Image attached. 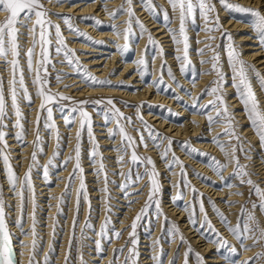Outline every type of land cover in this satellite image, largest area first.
Here are the masks:
<instances>
[{"label": "snow or ice", "instance_id": "6c2138e0", "mask_svg": "<svg viewBox=\"0 0 264 264\" xmlns=\"http://www.w3.org/2000/svg\"><path fill=\"white\" fill-rule=\"evenodd\" d=\"M58 2L62 3L63 0H58ZM167 2L171 7L172 13L178 14V28L172 27L174 19L169 15V11L164 9L162 5L159 6L160 12L158 13L157 5L154 4L153 0H140L143 8L151 15L154 17L156 15H162V21L167 27L168 34L170 35L172 42L176 45L177 55L175 58L180 63V70L186 75L191 72L192 82L194 84L199 75H211L215 73L216 79L211 81L201 93V97L208 95L213 96L214 99L209 100L207 104H204L201 102L200 97H193L191 107L194 109L199 108L201 111L211 107V111L215 112V117L211 114V112L206 113L209 128L211 129L213 124L224 123L227 127L222 135L229 137L227 143L222 142L221 136L219 135L213 137L212 141L221 149L226 162H221L210 153L200 152V150L192 147L188 141L179 142L180 146L183 150H186L189 155L199 154L206 157L209 166L212 167L213 170L221 176V178H223V171L226 170L230 164H234V177L240 180L241 185L250 186V197L255 195L258 198V204L249 199V202L252 203L253 209L259 207L262 211H264V188L251 179V174L247 171V166L240 163V158L237 155L238 151L244 152L245 149L241 136L236 131L234 114L229 111V106L225 100L223 92V85L226 83V80L225 73L222 70L221 56L217 51V48L220 46L214 45L208 41H197L198 43H205L206 45L205 48L198 49L199 55L203 56L206 51H211L213 53L208 60L200 61L201 64H210L211 68L198 74L194 65H192V61L189 56L190 37L188 35L187 25L189 23L194 25L196 23L197 16H199L204 21V31L209 33L222 31V38H226L227 40L224 47L227 54V63L232 72V86L236 90L237 98L243 105V110L246 113L249 126L254 129V132L258 136L261 144H264V104H262L257 97L249 73L251 72L255 75L262 89H264V75L259 72L255 65H250L242 59V54L234 46L232 34L222 29L219 13L217 12L216 5L212 3V0H167ZM219 3L227 11L253 15L255 17L252 25L253 30L260 42V45L264 46V12L256 8L233 2V0H219ZM103 9L108 11V14L113 20L118 19L119 15L122 14H126L128 16V19L125 21L127 27L123 30H121V28L115 23L109 25V28L115 32L117 37H122L126 41L123 45H120L117 41H113L121 54H124L129 50L130 45L127 41L129 40L130 35L133 34L134 25L139 27L142 36L147 34L150 46H158L160 48V53H163L164 50L162 46H159L158 41L152 36L149 29L137 16L135 7L133 6V0H124V4L115 10H108L105 0ZM0 11L7 13L5 19L0 21V62L3 63L4 70L9 73L8 79H5L4 75L0 73V160L3 162L9 188L13 195L19 200V216L15 220V224L21 229L22 234H29L24 231V216L26 212V204L30 200L33 207V212L31 214L32 228L30 232L33 237L37 236L36 224L38 221L36 219L35 209L38 205L36 202V191L32 178V172L33 169L37 167V153L44 152V140L39 131L41 116L38 115L36 119L37 138L34 142L35 150L32 153V164L21 178L11 163L10 146L8 144V140L6 139L8 136L6 129L9 127L7 121H13L12 127L17 130L14 133V138L23 146L26 143L27 129L24 125L26 117L21 107V102H26L29 107L34 105L33 93L29 90L28 80L25 76V71L27 70L28 79L31 80V84L35 88L34 95L36 98L41 100L39 112L44 114L43 126L49 131L50 135L54 136L56 140V150L53 153V156L49 159L47 164L39 165V167L43 170V178L48 183H51L50 168L62 167L66 170L67 165L73 163L74 161L73 171L68 178L69 183L66 185L64 194L59 198L60 205L64 204L65 196L71 197L72 189L75 187L77 177H79L80 180L79 188L76 189L77 219L73 221V239H75V231L79 226L78 216L81 199L87 201L89 210L91 211V201L89 199L87 183L84 176V168L81 162L82 141L85 131L87 132L89 143L92 145L89 152V158L93 165H98V168L95 169V175L98 177L103 175L104 178L105 187L100 189V191L108 193L107 201L111 200V195L107 187L110 181L107 176L106 165L103 162L104 157L100 151L99 142L97 141L93 131L92 114L87 110L88 106H93L94 109L97 110V114L103 117L104 126L115 123V129L108 128L109 138L117 136L122 138L121 147L116 149V151H123L124 155L119 156L117 162L123 164L125 155H127L129 150H131V158L129 162L134 167L139 165L144 168L143 173L136 168L135 180L132 179V169H130L127 174L123 171L119 173L120 176L125 177V182L119 184L118 187L124 192L125 199H128L129 207H131L133 203H138V201L129 199L130 196L143 194L140 191L132 193L129 189H131L133 185L143 181L145 177L148 179V184L145 185V187L149 188L148 197L143 208L135 216L130 225L131 231L129 232V243L131 247L128 248V256L125 257L124 264H138L139 252L137 250V227L140 222L146 218L147 223L149 225L152 224V219L149 217L150 209L154 208V214L157 220L163 216L166 223L171 224V227L165 230L168 235L175 236L179 234L181 242L186 243L183 235L180 234L179 227L174 222H170L167 215L162 210L161 200L158 198V193L161 191V184L158 179L159 173L156 168L155 161L151 157L141 156L137 152V148L141 145L147 148V140H151L154 147L160 149V158L164 161L170 172L175 175V168H180V183L173 184V187L180 188L181 191L177 192V194L172 197L173 202L182 200L185 196L183 189H189L193 193L194 197L193 202L184 204L185 210L189 212V222L193 227L198 225L199 229H207L213 234L212 238L215 239L216 243L221 246H229L231 251L235 253V247L229 245L228 241L223 238V236L212 224L204 205L203 193L199 192V190L195 188V186H193L191 181L188 179L187 166H185L184 162L175 154L173 150V139L159 132L153 125H150L146 120H144L143 115L140 112V108L144 106L143 103L134 105L136 108L137 119H139L140 123L143 125V128L136 129L139 133V139L137 140L136 137L132 136L127 131V125H134L132 117L125 116V114L118 107H116V102L113 98L99 97L95 99L76 100L62 92L52 91L51 80L53 77L49 68L56 70V63H66L73 69L74 73L78 77H82V81L85 85L91 87L111 86L112 81L110 79L101 80L97 78L93 75L90 69L80 61L76 51L69 47L67 38L61 29V25L55 23L51 19V15H57L60 19H62L64 24L67 26V29L78 37L84 38L94 45L102 44L104 42L94 40L87 33L75 27L72 23V17L62 15L60 13H50L48 8L45 6L44 0H0ZM83 19H93L95 20L97 26L103 23L95 17H84ZM21 29H24L25 31L22 33ZM21 35H25L30 39L31 47L24 48L22 46L20 42ZM209 39L210 41H214L215 36H211ZM37 48H39V53H37ZM181 52L182 55L180 54ZM37 57H39V59H37ZM54 57H63V59L54 62ZM134 63L140 66L138 67V71L140 72L141 78L145 75L151 74L148 69V61L146 58L142 57L134 61ZM161 69L160 79L152 81V84L155 85L158 90H160V85L165 84L163 78L164 69L167 70L168 75L173 80L176 79L175 75L172 73L171 67L167 65L166 61L161 65ZM67 75L68 73H61L57 71L54 79L57 83H62L63 77ZM177 83L179 82L177 81ZM188 94L191 95L190 92ZM174 98L177 101L182 100V97L179 95H176ZM122 103L126 104L127 102L122 101ZM148 107H159L169 114H175L171 109H167L163 105H148ZM54 108L60 113L65 126H69V131H71V127H75L77 121H79V130L76 133L77 142L74 148V155H69L66 159H62L60 165H57L55 161L61 155V141L63 137L59 131V126L54 119ZM145 133L147 134V140L145 138ZM233 139L236 140V144L231 143ZM165 141L167 142L166 144ZM245 158H247L246 155ZM195 174L205 181L209 180V177L203 176L201 173L197 172ZM112 183H115V181H112ZM228 186L232 187L234 185L229 184ZM25 193H28L29 195L26 197ZM238 194L242 195V193ZM52 198L54 199L55 197ZM225 202L230 205L234 203L231 201ZM197 203L199 213L203 216L202 222L197 219ZM209 203H211L213 210L219 215L221 222L228 227V230L232 232L237 239L241 240L242 245L244 239L247 238V233L258 231L260 233V238L264 239V228L260 227L259 221L257 220L254 212H249L247 208L243 210L242 216L244 219L242 230L240 223L233 227L225 214L210 198ZM106 207L109 215L105 218L99 231L97 232V235L100 237V239L95 241L97 254H102L104 252L102 241H110L113 236L115 238H120L122 236L121 231L115 228L111 220L112 207L110 202L106 204ZM59 214H64L63 207H60ZM6 217L7 213L6 202L4 199V188L3 185L0 184V264H20V261L17 260V255L12 244L14 234L9 230ZM253 223L255 224L254 228L250 226ZM84 227L95 231V228L91 223V216H89V219L85 221ZM109 233H112V236H110ZM202 234L205 233L202 232ZM53 235L55 236V233H53ZM159 243V240L154 242V250ZM21 247H27V245L21 241ZM36 247L37 240L33 239L31 245L32 254L30 257V264H40V262L36 260ZM71 248L72 241L70 240L69 252L65 257V264H70ZM124 250V248L115 250L117 258L119 255L123 254ZM55 251L56 249L53 245L49 253L44 254L43 264H54L52 254L55 253ZM22 254L23 253H21V255ZM189 254L195 255L197 264H203V258L199 253H194L191 246H189L187 252L185 253L184 264H188ZM163 255L164 252L161 248L160 255H153L152 259L156 261V264H163V260L161 259ZM260 255L264 256V253H261ZM178 258L179 254L177 253V256L170 262V264H176ZM80 261L81 264H87V261L84 260L82 254L80 255ZM110 264H116V261L114 260L110 262ZM245 264H247V262H245Z\"/></svg>", "mask_w": 264, "mask_h": 264}, {"label": "rangeland", "instance_id": "374dc122", "mask_svg": "<svg viewBox=\"0 0 264 264\" xmlns=\"http://www.w3.org/2000/svg\"><path fill=\"white\" fill-rule=\"evenodd\" d=\"M82 1H83V3L88 2V4H93V3L97 2L99 5L96 8H100V7H102L105 4V0H63L62 3L58 2V0H44V3H45V6L50 11V13H56L55 12L56 9H57L56 4H61V5L62 4H66V5H68V4L81 3ZM109 1L110 0H106V4ZM153 2H154V4L157 5L158 13L160 12V7L159 6H161V5L163 6L164 9H167L169 11V15L171 17H173V19H174V23L172 24V26L175 24L176 27H174V28H178L179 27L178 14H173L172 13L170 5L167 4L166 6H164V4L162 3L161 0H153ZM233 2L240 3L239 1H234V0H233ZM212 3H214L216 5V9H217V12L219 13V19H220V24L222 25V29L226 30V31H228V32H230L232 34L234 46L242 54V59L245 60L250 65H255V67L259 70V72L262 75H264L263 74L264 73V68L262 66L263 64H261L260 62H256L254 59L251 60V59H248V57H246V54H248L249 51H255V50H262L263 51L264 50V46L260 45V42L257 39V36H256V34H255L254 30H253V27H252V25L254 23V20H255V17L253 15H251V14H242V13L231 12V11H227V10H225L226 11V15L221 16V13H220V11L218 9L220 7L223 8V6L220 5L219 0H212ZM122 4H124V0H122L121 5ZM137 5H140L141 7H143L141 5V3H140V0H133V6L135 8H137L136 7ZM252 8H256V7H252ZM139 9L137 8V10H135L136 14L139 17V19L145 24V26L149 29V27L146 25V22L144 21V17L145 16L139 15V13H138ZM256 9H259V8H256ZM259 10L262 11L261 9H259ZM73 14L74 13H69L68 16L73 18L72 19L73 25L80 29L79 24L77 22L78 18L75 19V16ZM6 16H7V13H4V15L2 16V19H0V21H3ZM53 16H57V15H51V19L55 23H58L56 21L55 17H53ZM91 16L94 17V15H91ZM151 16H153V15H151ZM158 17L162 18V15H156L155 16V18H158ZM226 17L227 18H231L232 21H236L238 23L246 24V26H247L246 30H242V29H239V28L238 29H232V27L225 26L224 22H225ZM119 18H120V15H119ZM119 18L116 19V20H119ZM127 19L128 18H126L125 21ZM125 21H122L120 24L118 23L117 25L119 26L122 23H125ZM175 21H176V23H175ZM58 24L61 25V29H62L65 37H66L67 34H66L65 31H68V29L66 28V25L64 24V22H62V23L60 22ZM126 27H127V24L125 23V28ZM135 28H137V32H135V29L133 28V34L130 35L129 40L127 41V43H129V45H130L128 52L122 54L120 57H117L116 60L117 61L119 60L118 63H116V65H113L114 67L111 68L113 70V73H114L113 74V78L116 79V77L121 72V69L123 68L124 61H127V63H131V62L134 63V61H136V60H138V59H140L142 57L146 58V60L148 61V69H149V72L151 74L150 75H145L143 78H141L140 72H136L137 73L136 75H140V76H134V78L136 80L140 81V82L142 81V85L139 86V87H133V88L130 87L132 85H135L136 83H139V82H134V81L132 82V80L134 79V78H132V80L128 83L129 86H127V88H129V89H131L133 91L134 90L138 91V90L143 89V85L144 84L145 85H150L153 80H159L160 79L161 71H162L161 65L164 64V62L166 61L167 65L171 67L172 73L175 75L176 79L173 80L168 75L167 70L164 69L163 70V78H164L165 84L160 85L159 93L160 94H164V95H169V96L179 95L180 97H182V100L180 101L181 104H180L179 108H174V106L163 105L165 108L171 109L172 112L175 113V114H169L168 112L163 111L159 107L155 108V112L156 113H161L163 116L167 117L169 119V121H171L172 118L180 120L179 121L180 125L187 123L186 119L188 117L192 118L194 116L199 115V116H205L207 118V115H206L207 112H211V114L215 117V112L211 111V107H209L208 109H205L203 111H201L199 108L194 109V108L191 107L193 102L190 100V97H192L193 94L195 93V92L192 91V89H193L192 86L194 84L192 82V73L189 72L186 75L181 70H180V72H182L181 74L177 73L178 72L177 68H180V63L175 58L176 55H177V53H176V45L171 46V48H167V46H164L165 44H161L160 43V41L158 40L157 36L155 34H153L151 32V30L149 29V31L152 34V36L158 41L159 46H162V48L164 50L163 53L161 54L160 53V48L158 46H155V45L150 46L149 45L147 34H144L142 36L141 33H140L139 27L135 26ZM187 28H188V35L190 37L189 56H190V59L192 61V65H194V67L196 69V72L198 74L211 68L210 64H201L200 61L201 60H208L213 55V53L211 51H206L203 56L199 55L198 49L205 48L206 45H205V43H198L197 41H208L210 43H213L214 45H219L220 46L219 48H217V51L220 53V56H221L222 70L225 73V80H226V83L223 85V92H224L225 100H226V102H227V104L229 106V111L234 114L235 123H236V131L241 136V140L243 142V146H244V149H245L244 152H239L238 151L237 155L240 158V163L247 166V171L251 174V179L253 181L257 182L262 188H264V185L261 183V180L259 178L260 175L258 173H256L257 171L253 168L254 167V162H248V160L253 159V155L256 153V151H258L257 145L254 142L250 141L248 134H246L245 133L246 131L244 130V128L250 127L249 126V122L242 124V122H243V120H241L242 116H237L236 115L237 114V110H241V111H243V113H245L244 110H243V105L238 100V102H240L241 107L240 108H234V104H233V101H232V100L238 99V98L236 96V90L232 86L233 85L232 72H231V69H230V67H229V65L227 63V54H226V49L224 47V45L227 43V40H226V38H222V31H216V32H213V33H209V32L204 31L203 30L204 21L199 16H197L196 23L194 25L189 23L187 25ZM24 31H25L24 29H21L22 33ZM82 31H84V30H82ZM111 31L113 33H115L113 30H111ZM85 33H87V32H85ZM88 35L90 36V34H88ZM240 35L246 36L245 38H247L248 40L240 41V38L237 37V36H240ZM75 36H77V35H75ZM211 36H215V40L214 41H210L209 38ZM142 37H145V44H143V45L140 44L141 41H142ZM76 39H79V38L77 37ZM81 39H83V38H81ZM254 40H255L256 43H253ZM29 41L30 40H29V38L27 36H25V35H21L20 36V42H21V44H22V46L24 48L28 47L26 45V43H28ZM97 41H103L104 43L98 44V45H94V44L91 43V45L96 46L97 47L96 49L99 50V51H96V52H90V51H87V50L85 51V50L75 49V48H72V46H70L68 41H67V43H68L69 47H71L72 49H74L76 51V53L77 52H86L87 55H92L93 57H96V58H102L103 57V59H102V61H103L104 59L109 58L112 54H114L118 50L116 44L113 43V44H115V45H113L111 43V41L112 42L113 41H117L118 43L120 42L119 40H114V39H110V38H109L108 41H106L105 39H101V40L98 39ZM125 43H126V41H125ZM125 43H123V44H125ZM111 44L114 46L113 48L111 47ZM123 44H120V45H123ZM246 44L247 45L249 44V45L254 46V47H250L249 49H245L246 48L245 47ZM29 47H31V43H30ZM139 47L141 48V52L137 55L136 54L137 53L136 50ZM181 48H182V45H181ZM254 48H257V49H254ZM100 49H101V51H100ZM104 52H108V53H104ZM37 53H39V48H37ZM180 54L182 55V52ZM263 55H264V52L260 56H263ZM79 57H81V56H79ZM55 58H57V57H54V62L59 61L58 59H55ZM61 58L63 59V57H61ZM37 59H39V57H37ZM79 59L84 65H86V61L90 60L91 57H89V58H79ZM120 59H122V61H120ZM173 62H175V63L172 64ZM22 63H23V60H22ZM58 64H62V63H56V70H53V69L49 68V71L52 73V77H53V79L51 80L52 91H54V87L56 86L55 83H57L55 81V79H54V77L56 75V72L59 71L61 73H69V71L72 69L70 67L71 69H69V71H62V69H59L60 65H58ZM105 64L106 63L103 62L101 66H103ZM65 65L68 66L66 63H65ZM137 67H140V66L137 65L136 67L134 66L133 68L129 69L127 71V73H125L126 76H130V75L132 76L135 73V71L138 70ZM156 68L159 69V72H158L157 75L154 74V69H156ZM89 69L91 71V68H89ZM1 70H4L3 67H0V73H2L4 75L5 79H8L9 75L8 76L5 75V71L2 72ZM65 70H67V69H65ZM176 70H177V72H176ZM93 75L96 76V74H94V73H93ZM249 75H250L251 82H252L253 88H254V90H255V92L257 94L258 99L261 101L262 104H264V101L262 102V100H264V98H262L261 94H260V92H262V95L264 96V89L261 88V85H260L258 79L255 77V75L253 73L250 72ZM25 76H26V79L28 80L29 90H30V92H32V89H30V88H32V84H31V80L28 79L27 70L25 71ZM203 76L204 75H199V77L196 80V82H199L203 78ZM209 76H210L209 78H211V79H209V81L205 84L204 89L210 84L211 81L216 79L215 73H213V74H211ZM184 78H185V80H183ZM65 79H67L66 76L63 77V81ZM124 80H127V77H124V79L120 81L121 85L119 84L118 86L125 87L124 85H126L125 84L126 82ZM177 81L179 83H177ZM188 83H190V84H188ZM181 85H182V87H181ZM122 89H124V88H122ZM154 89L156 90L157 87L155 86ZM204 89H203V91H204ZM203 91H201L199 93V95L197 96V97L201 98V102L202 103H204L203 102L204 99H208V101L214 99L213 96H208V95H205V96L201 97V93ZM189 92L191 93V95L188 94ZM188 96H189V98H187ZM87 99H93V98H88L87 97ZM114 101L116 102V107H118L125 114V116L132 117V119L134 121V125H127V131L132 136L136 137L137 140H138L139 139V133H135V131H136L137 128H142L143 125L140 123L139 119H137L136 108L134 107V105L131 106L130 103H126L125 104V103L120 102L119 98H115ZM208 101H207V103H208ZM207 103H205V104H207ZM25 104H27V103L24 102V101L21 102L22 109L25 108V107H23ZM101 107H103V106H101ZM128 107H129L130 111L126 112V109ZM180 107H184L185 108V111H186L185 114H181ZM87 110L92 114V117H93V131L95 133L96 139H98V138H105L106 139L107 138L106 135L105 136H101L99 134H102V133L107 134V132L106 131H100V129L96 128L98 126V124H100L99 119L101 120L103 117L97 114V110H95L93 106H88ZM26 111H28V110H24L23 109L24 113H27ZM39 115L41 116V123H40V126H39V131H40V134L43 135L42 136L43 140H44L43 146L45 147L46 145H48V142L46 140V136L47 135H44L45 134L44 126H43V115L44 114L39 112ZM244 116H246V113H245ZM25 117H26V115H25ZM143 118H144V116H143ZM11 123H12V121H11ZM28 123H29V121L25 119L24 125H25L26 129H30V127H31L30 125H28ZM221 124H222V126L224 125L225 127L224 128L223 127H217V129H214V128H216L215 126H219ZM8 125H9L10 128H7L6 130L12 128V124H8ZM103 125H104V123H103ZM226 127H227L226 124L219 123V124H213L211 126V129H210L209 128L208 119H206L205 123L203 124L202 129L199 131V133L201 132L200 133V135H201L200 140L201 141H209L208 143L209 144H213V147L215 146V149L209 148L210 150L206 151V150H203L201 148H196L194 146V144L190 142L191 146L196 148V149H198V150H200V152L210 153L212 156L218 158L221 162H226L225 156H224L223 152L221 151V149L214 142H212L213 141V137H216L218 135L221 136V137H227V136H223L222 135V133L224 132ZM105 128H107V129L108 128L115 129L116 125H115V123H111L108 126H105ZM14 130H16V129H14ZM215 130H220V131H218L217 133H213ZM158 131L161 132L160 130H158ZM47 132L49 133L48 130H47ZM251 132H254V129H252ZM76 133L77 132H75L73 134L76 135ZM203 136L207 137V139L205 137H203ZM72 137L76 138V136H72ZM118 137L119 136L111 138L110 141L113 140V143H114V142H116ZM28 138L29 137H26V140ZM145 138L147 140V134L146 133H145ZM210 139H212V140H210ZM228 140H229V137H228V139H226L225 141H222V142L227 143ZM120 141H122V138L120 139ZM181 141H188V140L185 139V140H180V142ZM74 142H75V145H76V142H77L76 139L74 140ZM257 142L260 143V147H261L260 150H263V152L259 153V155L262 158V160L264 161V144H261L258 136H257ZM166 143L167 142L165 141V144ZM231 143L232 144H236V140L233 139L231 141ZM8 144H9V142H8ZM18 144L20 145V147H22L21 143H18ZM25 144H27V143H25ZM99 145H100V151H101L102 154H103V150L102 149L104 147L107 148V147L110 146V145H108L106 147V145H101L100 143H99ZM147 145L149 146V144H147ZM9 146H11V145L9 144ZM65 146H66V144H65ZM178 146H179L178 144L177 145H172L173 150H174L176 155H177V153H176L175 149ZM72 147H75V146H72ZM115 147L117 149L120 148L121 147V143H120V145L115 146ZM63 148H64V146L61 144V153H62ZM91 148H92V145L89 143L87 132L85 131V133L83 135V141H82L81 162H82V166L84 168V176H85L86 183H87V190H88V194H89V199L91 201V211L89 210V205H88L87 201L81 199L79 216H78L79 226L77 227V229L75 231V239H73V235L71 237L72 248H71V261H70V264H81V261H80V255L81 254L83 255L84 260L87 261V264H93V262L94 263L99 262V264H104L105 261L101 260V258L99 260H94V261H92L91 258H92V255L95 254V252L97 253L96 246H95V241L100 239V237L96 236V235H97V232H98V228L101 227V225L104 222L105 218L109 215V213L107 212V207H106V204L109 203V202H110L111 207H112L111 220H112L115 228L121 231L122 236L120 238H115L113 236L110 241H102L104 252L102 254H99V257H103V259L108 257V248L112 247V249L114 250V255H113L114 258L111 259L110 262L115 260L116 264H124L125 257L128 256V248L131 247V245L129 243V232L131 231V228L129 226V227L123 229L122 226H119L120 220H123V219H120V216L122 214L121 213H117V209H121V211L122 210L126 211V209H124V208H119L121 203L122 202L124 203V201H123L124 197H121V195L122 196L124 195V192L122 190L120 191V193L116 192V191H119L118 190V185L125 182V177L120 176L119 173L121 171H123L125 174H127L129 172V170L132 169V171H133L132 179L135 180L136 179V176H135L136 168H138V170L141 173H143L144 168L142 166H139V165L134 167L129 162L130 158H131V150H129L128 154L125 155V160H124L123 164H120V163L117 162L118 168L121 167L120 171L111 170L112 167L116 168V166L108 165L109 161L107 159L109 158V156H103L104 157V161L103 162L106 165L107 176H108V179L110 181L109 184L107 185V187H108L110 195H111V200L107 201L108 193H104V192H102L99 196H96L97 198L95 197L94 198L95 200H93V199H91V194L93 192L90 191L89 184L91 182L89 183L88 179H87V176H88L89 172H86V170H87L86 166L87 165H91L92 167H91L90 170H92L94 172V174H95V169L98 168V165H93L91 160H90V158H89V152H90ZM180 149H182V148H180ZM217 149H218V151L216 152ZM18 151H20V150L18 149ZM142 151H144L143 145H141L140 147L137 148L138 154L141 155V156L151 157L150 155H148L146 153H142ZM219 151L223 155L218 154ZM64 152H66V150H63V153ZM117 153H118V156L124 155L123 151H117ZM184 153H186V150H181V154H184ZM73 154H74V150H73V152L69 153V155H73ZM187 155H189V154H187ZM194 155H196L197 157H199L202 160H204V166L209 167V171L213 170V168L210 167L209 164L207 163V158L206 157H204L202 155H199V154H193V156ZM245 155L247 156V158H245ZM37 156H38V159H41V157H45V156H47V154H46V152L45 153L44 152L43 153L38 152ZM59 159H61V158H59ZM169 159H170V157H169ZM182 159L184 161H186L184 157H182ZM1 161L2 160H0V162ZM31 163H32V160H31ZM85 163H87V165H85ZM161 163L165 164L164 161H161ZM112 164H116V162L115 163L112 162ZM184 164H185V166H187L188 179L191 181L193 186H195L193 184V182H195L194 181L195 179H193V178L198 177L199 179H201L199 176H197L195 174V173L198 172V173H201L203 176L209 177V180H207V181L204 180L205 182L209 181L208 183L210 185L212 183H215L216 188H219V190H221V191H225L223 193V197L216 198V195H212V192L211 193H209V192L205 193L202 190H199V188H198L199 186L198 187L195 186V188H197L199 190V192L203 193L204 205H205V208L207 210V214L210 217L211 222L214 225L215 229H217L218 232L223 236V238L228 241L229 245L235 247L236 252L233 253L229 246H221L220 244L216 243L215 239L212 238L213 237L212 233H210L207 229H199V226L197 225L196 227H194L193 230L198 229L197 233H200L201 235H204L205 238H208V242H211V243L214 244L213 245V252H211L209 254L208 253L205 254V253L199 251V249L197 247L198 245L193 244L191 239H190V237H189V236H193V234L191 233V235L188 236L185 233L184 227H182L181 223L184 222V220H187V219L184 218V219H181V220L177 221L178 218L173 217L170 214V212L168 211L169 209L166 208V206H168V204H169V201L172 200L173 192H172V189L169 186H165L164 187V184H165V182H167L166 180H170V181L175 180L174 182L176 184L180 183V180H181V177L179 175L180 168L179 167L175 168V170L178 169L177 172H176L177 173L176 179H170V178H173L174 174L172 172H170L169 169H168L167 172L160 173L159 169L157 168V165H156V168H157L158 173H159L158 179H159V182L161 184V191L158 193V198L161 200L162 210L167 215L168 220L170 222H174L179 227L180 234L183 235L184 240L186 241V243H182L181 242L179 234H177L175 236L168 235L165 230L169 229L171 227V224L170 223H166V221H165L163 216H161L159 218V220H157L156 217H155V214H154V208L150 209L149 210V217L152 219V224L149 225L147 223V218H146L145 220H142L140 222V224L138 225V227H137V236H138L137 250L139 252L138 264H152V263H156V261H154L152 258L149 259L151 262H148L146 257H148V256L149 257H153V255H160V249L161 248L163 249V252H164V255L161 257V259L163 260V264H170V262L177 256V253L179 254V258L176 261V264H184L185 253L187 252L189 246H191V248L194 250V253H199L201 255V257L203 258V264H226V263H230V264H245V262L241 263V259L243 258L244 252H245V250L242 249V247H244V246L248 247L247 242L249 241V239H251V240H253L255 242L254 246L257 247V249L260 250V254L264 253V239L260 238V233L258 231H255V232H252V233H247L246 234L247 238L244 239L243 245H242L241 240L237 239V237L232 232H230L228 230V227L224 223L222 225L218 224V223L221 222L220 217L213 210L211 203H209V198H210L212 201L215 202L216 206L225 214V216L231 222V225L233 227H235L238 223H240L241 229L243 230V219H244V217L242 216V212H243V210L245 208H247V210L249 212H254L255 216L257 217V220L259 221L260 227L264 228V222H263L264 211H262L259 207L253 209L252 203L249 202V199H251V201L256 202L258 204L259 203L258 198L255 195H252L250 197V192H251L250 186L241 185L240 180L238 178L234 177L233 174H234V171H235V165L232 164L233 166L231 168V171L228 174H227V169L223 171V178H221V176L219 174H217V176H218L217 178H212L213 176L211 174L207 175V174L203 173L204 171L200 172V171L196 170V168H194L195 166H193V165H195V163L192 164V161L187 160V164L185 162H184ZM68 165H67V167H68ZM127 165L129 166L128 168L126 167ZM0 166H1V163H0ZM196 167H197V165H196ZM51 169L53 170V172L56 171V168H51ZM0 170H1L0 173L4 174V171L2 169H0ZM39 170H41V168ZM51 172L52 171H50V173ZM34 175H35V177H34L33 180H35V181H33V182L36 183V180L38 181L39 177L42 176V172L41 171L35 172L34 174H32V178H33ZM115 175H118V176H115ZM161 175H165V176L163 178H161L160 177ZM5 177H6L5 175H1V184L3 185V188H4V199H5V202H7L8 201V199H7L8 193H6L7 188H6V185L4 183ZM50 178L52 179V176H50ZM93 179L94 180H98V182L101 183L100 186L95 188V189H98L100 191V189H103L105 187L103 175H101L99 177L95 175V176H93ZM120 180H121V183H120ZM112 181H115V183H112ZM37 184H38V182H37ZM51 184H54L53 180H52ZM79 184H80V180H79V177H77V179L75 181V185H76L77 189L79 188ZM147 184H148L147 181H145V182L140 181L138 184L133 185V187L143 186V188L137 190V191H140V192L143 193L145 191V189H146L145 185H147ZM229 184L234 185V186L229 187L228 186ZM234 187L239 188V189H233ZM132 188L129 189V191L134 193ZM37 190L38 189L35 186V191H37ZM176 190H177L175 192L176 194H177V192L181 191L180 188H177ZM186 190H189V189H187V188L183 189V191L185 192L184 198L182 200H180V201L175 202L178 205V207L183 208V209H185L184 208V204L185 203H191V202H193V199H194L193 193L189 190L190 191V195L187 196V194H186L187 191ZM72 192H73V189H72ZM148 193H149V190L147 191V193H146L144 198H141V197H137L136 198L137 200H141L142 201L141 206L139 207L138 213L143 208V206H144V204H145V202L147 200ZM175 193H174V195H176ZM234 193L237 194V198L238 199H234V196H236V195H233ZM238 193H242V195L238 194ZM37 194H39V193H37ZM71 196H72V194H71ZM132 196H130L129 198H131ZM70 198L71 197H67V196H65V198H64L65 202H64V204L62 206H63V213L65 214V216L62 218V220H64V218L66 219V217H67L66 213L68 211L67 208H68V203L70 201ZM36 199H37L36 200L37 205L40 204V203L43 204V202H40V200L43 199L42 197L36 196ZM219 199L222 202H219ZM225 201H231V202H234V203H232L230 205L229 203H226ZM84 206H86L88 208L87 213H86V217H85V221H87L89 219V216H91V223L93 224V226L95 228V231L93 229H86L84 227L85 221L82 220V218H81L83 213H84V209H83ZM133 206H134V204H133ZM102 212H104V215H105L103 219H101L102 218V216H101ZM186 212H188V211H186ZM213 212H215V214H212ZM47 213H48V211L46 209H44V206L42 208H38L37 207L35 209L36 219L38 221L37 224H36L37 236L33 237L34 239L37 240L36 260L38 261V258H39L40 255H42V260H43L44 259V254L49 253L51 247L54 245L55 249H56L55 253L52 254V259L54 261V264H65V260H64V263H60L59 262V261H61V256H62V253H63V251H60V249H61V244L60 243L66 242V241H61L62 233H64L66 230L65 229L61 230L60 228L57 227L58 225H60L62 220L58 221V223H56V225L52 228L53 230H51L52 234L50 235V237H51L50 238V244H49V247L45 250V241H44V237L45 236L43 235L44 232L42 230H40L42 228L41 227L42 225H38V224H42V222L43 223L46 222V216H47L46 214ZM230 213L231 214L235 213V220H232L233 217L230 215ZM26 214H27V207H26V212H25V216H24V224L26 223V220H27ZM31 214L32 213H30V215ZM188 214H189V212H188ZM76 219H77V215H76ZM197 219L200 220L201 222L203 221V216L199 213L198 210H197ZM133 220L131 221V223L133 222ZM131 223H130V225H131ZM187 223L191 224L189 221ZM158 224H162L160 230H157ZM250 226L254 228L255 224L253 223ZM63 228H64V226H63ZM30 230H31V228L27 229V230L24 229V231L28 232V233L30 232ZM202 232L205 233V234H202ZM53 233H55V236L53 235ZM109 235L112 236V233H109ZM15 236L19 239L18 235H15ZM124 238H125V240L121 242L122 245L118 246V248H117L116 247L117 243L119 241H121L122 239H124ZM150 240H151L152 243L148 242ZM156 240H159L160 243H159V245H157L155 247V250H154L153 245H154V242ZM32 241L33 240H31V242ZM31 245H30V247H31ZM171 245L175 246V249L172 252H170V246ZM143 246H148V247H143ZM121 248H124L125 250H124L123 254L119 255L118 258H117L115 250L121 249ZM31 254H32V248H30V251H29V254H28L29 259H28V262L26 264H30ZM260 254H259V256L253 257V260L249 261L250 264H264V256H262ZM217 256H219L220 260H222V261L215 262L216 261L215 259H216ZM227 256H234L235 258L231 261V260L226 258ZM17 260L20 261V258H18ZM209 260H212V261H209ZM55 262H59V263H55ZM20 264H22V261H20ZM106 264H108V262ZM188 264H197V260H196L194 254H189V256H188Z\"/></svg>", "mask_w": 264, "mask_h": 264}, {"label": "bare ground", "instance_id": "6f19581e", "mask_svg": "<svg viewBox=\"0 0 264 264\" xmlns=\"http://www.w3.org/2000/svg\"><path fill=\"white\" fill-rule=\"evenodd\" d=\"M162 3L164 4V6H166L168 4L167 0H161ZM234 1H239L240 4L244 5V6H249V7H256L261 9L264 12V0H234ZM121 2L122 0H110L106 6L108 10H115L117 8H119L121 6ZM99 4L93 3V4H88V2L83 3V1L81 3H76V4H56V13H60L62 15H67L69 13H74L73 15L75 16V19H77V22L79 24V27L81 30H84L83 32H87L88 34H90V36H92V38H94V40H101V39H105L106 41L110 39H114V40H119V44H123L125 43V40L122 37H117V35L115 33H113L111 30V28H109L110 24H120L122 21H125L126 18H128V16L126 14H122L120 15L119 20H113L112 17L108 14V11H105L103 9V6L100 8H96ZM169 5V4H168ZM139 10L138 13L139 15H143L144 17V21L146 22V25L149 27V29L151 30V32L153 34H155L158 38V40L160 41L161 44H165L164 46H167V48H171V46H174L175 44L172 42L170 35L168 34V30L167 27L164 25L162 18H155L154 16H151L150 13L145 10L143 7H141L140 5L136 6ZM137 8H135V10H137ZM221 13V16L226 15V11L224 8L220 7L218 9ZM5 12L0 11V19H2V16L4 15ZM68 13V14H67ZM91 15H94V17L96 19H99L100 21L103 22V24L97 26L95 23V20L93 19H83L84 17H92ZM55 17L56 21L58 23H62L63 20L60 19L58 16H53ZM160 19V20H159ZM176 23V21H175ZM225 26H229L232 27V29H242V30H246L247 26L246 24L243 23H238L236 21H232L231 18H227L225 19L224 22ZM119 27L121 28V30H123L125 28V23H122L121 25H119ZM172 27H176V25L174 24ZM67 28V26H66ZM134 29L135 32H137V28H135L134 25ZM66 32V37H67V41L69 42L70 46H72V48L75 49H80V50H87L90 52H96L99 51L97 50L96 46L91 45L90 42H88L86 39H81V37L75 36V34H73L72 32L65 31ZM247 33V32H246ZM79 39H76V38ZM238 38H240V41H246L248 40L247 38H245L246 36L240 35L237 36ZM30 40V39H29ZM251 40V39H250ZM31 41H29L28 43H26V45L29 47L30 46ZM111 43L113 44V42L111 41ZM253 43H256L255 40ZM111 47L113 48L115 44L112 45ZM141 45L145 44V37H142V41L140 43ZM245 49H249L250 47H254L251 45H245ZM257 49V48H254ZM101 51V49H100ZM136 54L138 55L141 52V48H137L136 50ZM264 52V50H255V51H249L248 54H246V57H248V59H254L256 62H260L261 64H263V68H264V55H262V53ZM104 53H108V52H104ZM103 53V54H104ZM245 54V53H244ZM78 56H81L79 58H89L91 57L90 60L86 61V65L88 66V68H91V72L96 74V77L104 80V79H110L112 81V85L111 86H96V87H91L88 85H85L82 81V77H78L74 71L70 68V66H66L65 63L62 64H58L60 65L59 69H62V71H69V69H71L68 73V75L66 76L67 79H65L64 81H62V83H55V87H54V91L55 92H62L67 96H71L76 100H83V99H87L88 98H99V97H111L113 99L115 98H119L120 102H127L130 103L131 106L133 105H139L143 103V107L140 108V112L141 114L144 116V120H146L150 125H153L155 127V129L160 130L162 133H164L166 136L171 137L173 139V145H179L175 151L178 155V157L187 164V160L192 161V164L195 163L194 168H196V170L198 171H204L203 173L205 174H211L213 177L212 178H217V173L214 170H210L209 171V167L204 166V160H202L201 158L197 157L196 155H187V152L184 154H181V150L180 149V140H185L187 139L189 142L193 143L194 146L196 148H201L203 150H210L209 148H213L215 149V146L213 147V144H209V141H201L200 140V133L199 131L202 129L203 124L206 121V117L205 116H194L192 118L188 117L186 120L187 123L180 125L178 119H174L172 118L171 121H169V119L165 116H163L161 113H156L155 112V108L156 107H148V105H166V106H174V108H179L181 102L177 101L174 97L175 96H169V95H164V94H160L158 89H154L155 86L151 83L150 85H143V89L138 90V91H133L129 88H127L128 83L132 80V78H134V76H140V75H136V72H139L138 70L135 71V73L131 76H126L125 73H127V71L131 68H133L134 66L136 67L137 64L135 63H127V61H124L123 63V68L121 69V72L119 73V75L115 78H113V70L111 68H113V65H116V63H118V61L116 60L117 57H120L122 54L120 53L119 50H117L114 54H112L109 58H106L102 61V58H96L93 57L92 55H87L86 52H77ZM260 56V57H259ZM55 59L61 60V57H57ZM94 61V62H93ZM120 61H122V59H120ZM250 61V60H249ZM106 63L105 65L101 66L102 63ZM175 62H173L172 64H174ZM96 64V65H95ZM134 64V65H133ZM0 67H3V63L0 62ZM138 68V67H137ZM136 68V69H137ZM67 69V70H65ZM178 72L176 70L177 73H182L180 72V68H177ZM2 72H4L5 70H1ZM159 72V69L156 68L154 69V74L157 75ZM264 74V73H263ZM5 75H9V73L7 71H5ZM124 77H127V80H124L126 83V85H124L125 87L122 86H118L120 84V81L124 79ZM210 76L208 75H204L203 78L199 81L196 82L195 84H193L192 86V91L195 92L193 94L192 97H190V100L193 102V97H197L199 95V93L201 91H203L205 84L209 81ZM113 78V79H112ZM121 79V80H120ZM185 80V78L183 79ZM139 82L136 83L135 85H132L130 87H139L142 85V81H138L135 78L132 80V82ZM190 84V83H188ZM121 85V84H120ZM67 86V87H66ZM124 88V89H122ZM32 93H33V98H34V106H32L31 108L25 104L23 107L24 110H28L26 111L27 113H24L26 115V120L29 121L28 125H30V129H27V133H26V137H29L26 140L25 145H23L22 147H20V145L18 144V142L15 140L14 138V133L17 130H14V128L12 127L11 129L6 130L8 132V136L6 137V139L8 140L10 146V156H11V163L15 169V171L18 173V175L22 178L24 176V174L28 171L32 160V153L35 149V140L37 138L36 136V132H37V126H36V119L37 116L39 115V106L41 103V100L39 98H36L34 93H35V88L32 85ZM151 92V93H150ZM261 97L264 98V96L262 95V92H260ZM189 98V96L187 97ZM239 99H234L233 104H234V108H240V102H238ZM208 99H204V104L207 103ZM264 100H262L263 102ZM129 107L126 109V112H129ZM180 111L181 114H185V108L184 107H180ZM154 112V113H153ZM237 116H242L243 122L244 123H248L247 118L245 115V113H243V111L241 110H237ZM54 119L57 123V125L59 126V131L61 132V135L63 137L61 144L64 146L63 150H66V152L61 153V156L59 158H57V160L55 161V163L57 165H60L61 160L62 159H66L69 155V153L73 152L75 147V142L74 140L76 139L75 137L72 136H76L73 133L77 132L79 130V122L77 121L75 127H71V131H69V126H65L64 121L61 118V115L59 112H57L54 109ZM103 119V118H102ZM100 120V124H98V126L96 127L97 129H100V131H106L107 134L102 133L99 134L101 136H105L106 135V139L105 138H98V142L101 145H106V147L108 145H110L107 148H103V156H109V158L107 159L109 161L108 165L111 166H116V168H111V170H118L120 171L121 167L118 168V164H117V160H118V153L116 151V147L120 145V143H122V141H120L121 137H118V139L116 140V142L113 143V140H111V138H109L108 135V129L105 128V126L103 125L104 120ZM12 120H8L7 123L8 124H12L11 123ZM217 129V127H225L224 125L222 126H215ZM10 128V127H8ZM143 128V127H142ZM244 130L246 131L245 133L248 134L250 141L254 142L257 145V149L258 151H256V153L253 155V159L248 160V162H254V169L257 171L256 173H258L260 175V180L261 183L264 185V161L262 160V158L260 157L259 153L263 152V150H260V143L257 142V135L254 132H251L252 129L250 127L248 128H244ZM220 130H215L213 133H217ZM44 135L46 136V140L48 142V145H46L44 148V153L46 152L47 156L45 157H41V159H38V163H37V167L33 169L32 174H34L37 171H43L42 169H40L39 165L41 164H47L49 159L53 156V153L56 150V140L54 138V136L50 135V133L47 132V130L44 128ZM135 133H138L137 131H135ZM43 136V135H41ZM205 137V136H203ZM207 139V137H205ZM226 139H228V137H221L222 141H225ZM212 140V139H210ZM147 144H149V146H147V148H144V151H142V153H146L148 155L151 156V158L155 161V164L157 165V168L159 169L160 173L163 172H167L168 168L166 166V164H162L161 161H163L160 158V150L156 147H154L153 143L151 140H147ZM66 144V146H65ZM12 148V149H11ZM18 149L20 151H18ZM180 150V151H179ZM218 151V149L216 150V152ZM218 154H221V152L219 151ZM67 155V156H66ZM74 155V154H73ZM192 156V157H191ZM112 157V158H111ZM182 157L185 158L186 161H184L182 159ZM107 158V157H106ZM116 162V164H112ZM1 166L0 169H2L4 171V166H3V162L1 161ZM88 163V162H87ZM87 163H85V165H87ZM197 165V167H196ZM232 164H230L227 168V174L231 171L232 168ZM91 165H87L86 168V172H89L87 179L90 187V191L93 192L91 194V199L95 200L94 198L96 196H99L102 191H99L98 189H95L97 187L100 186L101 183L98 182V180H94L93 176H95L94 172L91 169ZM127 168L129 167L128 165L126 166ZM125 167V168H126ZM74 168V162L70 163L68 165V167L66 168V170L62 167H57L56 171L53 172V170L50 168L49 170L52 171L50 173V176H52L51 182L52 180L54 181V184L48 183L47 181L44 180L43 175L39 177L38 181L36 180V183H34V185L36 186V188L38 189L36 191V196H40L43 199L40 200V202H43L38 204V208H42L44 206V209H46L48 211V213L46 214V222L42 224H38V225H42L41 229L44 232V241H45V250L49 247L50 244V235L52 234L53 230L52 228L56 225L57 221L62 220V218L65 216V214L60 215L59 214V209L60 207H63L62 205H60V197L62 196V194L65 192V188L66 185L69 183V176L72 173ZM126 168V169H127ZM178 169L175 170V173L177 172ZM1 171V170H0ZM1 175H5V171L4 174L0 173V184H1ZM114 175V174H113ZM118 176V175H115ZM165 175H161L160 177L163 178ZM35 175L33 176L34 179ZM177 177V173L176 175L173 176V178L170 179H176ZM147 178L145 177L143 182L147 181ZM195 179L193 182V184L199 188V190H202L203 192H212V195H216V198H221L223 197V193L225 191H221L219 190V188H216L215 183H212L211 185L208 182H205L203 179H199L198 177L193 178ZM35 181V180H33ZM167 182H165L164 187L165 186H169L172 189L173 192V196L174 193L177 191V188L173 187V184L175 183V180H166ZM38 182V184H37ZM7 191L6 193H8V201L6 202V213H7V223L9 226V230L10 232H12L13 238H12V244L14 247V250L16 252L17 255V259L20 258V261H22V264H26L28 262V254L30 251V245L32 244L31 240H33V236L31 235V232H29L28 235H23L21 232V229L19 227L16 226L15 224V220L18 218L19 216V209H18V204H19V200L17 197H15L13 195V193L11 192L8 182L6 180L5 177V181H4ZM121 183V180H120ZM37 184V185H36ZM176 184V183H175ZM117 187V186H116ZM143 188V186H136L133 187L132 190L134 191V193H136V191L138 189ZM76 185L73 188V192H72V196L70 198V201L68 203V211L66 213V219L64 218V220H62V222L60 223V225H58L57 227L60 228L61 230L65 229L66 231L64 233H62V238L61 241H66L61 244V249L60 251H63L62 256H61V261H59L60 263H64L65 257L69 252V241L71 240V237L73 235V221L76 219V215H77V211H76ZM186 189V188H184ZM233 189H239L234 187ZM119 191H116L118 193H120L121 188L118 187ZM149 190L148 187H146L145 191L143 192L142 195H133L131 198V200L134 201H138V203H133L131 207H129L128 204V200L125 199L124 195L121 197H124V203L122 202L119 208H124L126 209V211H121V209H117V213H121L122 215L120 216V223L119 226H122L123 229L127 228L130 226L131 221L134 219L135 215L138 214L139 211V207L141 206L142 201L141 200H137V197H141L144 198L147 191ZM187 191V196L190 195V191ZM39 193V194H37ZM176 194V193H175ZM26 197L29 195L28 193H25ZM234 199H238L237 198V194L234 193ZM52 197H55L54 199ZM97 198V197H96ZM37 200V199H36ZM219 202L220 201L219 199ZM27 207V214H26V223L24 224V229H30L32 228V219H31V215L30 213L33 212V207L32 204L29 200V202L26 204ZM167 209H169L168 211L170 212V214L175 217L178 218L177 221L186 218L187 220H184V222H182V227H184L185 229V233L189 236L191 235V233L193 234V236H189L192 243L195 245H198V249L200 252H203L205 254H209L211 252H213V243L208 242V238H205L204 235H201L198 232V229L193 230L194 227L192 226V224L187 223L188 220V212H186L187 210L178 207V205L173 202V200L169 201L168 206H166ZM84 213L82 215V220L85 221V217H86V213L88 208L86 206H84ZM197 210H198V204H197ZM199 211V210H198ZM123 212V213H122ZM212 214H215V212H213ZM230 215L233 217L232 220H235V213ZM101 216L103 219L104 218V212L101 213ZM66 220V221H65ZM219 220V219H218ZM126 222V223H125ZM264 222V219H263ZM100 223V222H99ZM220 225H222L223 223L220 222L218 223ZM62 225V226H61ZM162 224H158V228L157 230H160ZM64 226V228H63ZM100 228H98L99 231ZM225 229V228H224ZM18 235L19 239L15 236ZM98 236V235H96ZM124 239H122L121 241H119L116 245V247L118 248V246L122 245V241H124ZM21 241L24 242L25 245H27V247H21ZM149 243H152L151 240L148 241ZM248 247H242V249L245 250L244 252V256L241 259V263L244 262H248L247 264H250L249 261L253 260V257L255 256H259L260 254V250L257 249V247H255V242L251 239H249V241L247 242ZM143 247H148V246H143ZM175 246L171 245L170 246V252L174 251ZM148 250V249H147ZM79 251V250H78ZM21 253H23L21 255ZM114 255V250L112 249V247L108 248V257L104 258L103 257H99V254H97L95 252V254L92 255V261L94 260H99L101 258V260L105 261L104 264H106L108 262V264H110V260L113 259ZM152 257H146L148 262H151L149 259ZM229 260H233L235 257L234 256H227L226 257ZM60 259V258H59ZM215 262H219L222 261L220 260V257L217 256ZM19 261V260H18ZM38 261L40 262V264H43V260H42V255L39 256ZM212 261V260H209ZM59 262H55V263H59ZM147 263V262H146ZM93 264H99V262L94 263ZM152 264H156V263H152ZM226 264H230V263H226Z\"/></svg>", "mask_w": 264, "mask_h": 264}]
</instances>
